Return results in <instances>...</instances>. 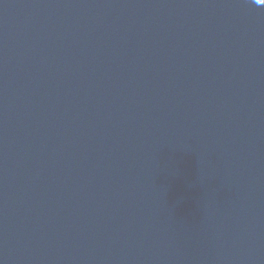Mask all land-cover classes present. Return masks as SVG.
Returning <instances> with one entry per match:
<instances>
[{"label":"water","instance_id":"water-1","mask_svg":"<svg viewBox=\"0 0 264 264\" xmlns=\"http://www.w3.org/2000/svg\"><path fill=\"white\" fill-rule=\"evenodd\" d=\"M0 264H264V6L0 0Z\"/></svg>","mask_w":264,"mask_h":264},{"label":"snow or ice","instance_id":"snow-or-ice-1","mask_svg":"<svg viewBox=\"0 0 264 264\" xmlns=\"http://www.w3.org/2000/svg\"><path fill=\"white\" fill-rule=\"evenodd\" d=\"M257 5L264 6V0H256Z\"/></svg>","mask_w":264,"mask_h":264},{"label":"clouds","instance_id":"clouds-1","mask_svg":"<svg viewBox=\"0 0 264 264\" xmlns=\"http://www.w3.org/2000/svg\"><path fill=\"white\" fill-rule=\"evenodd\" d=\"M252 2L255 3V4L257 5L256 0H252Z\"/></svg>","mask_w":264,"mask_h":264}]
</instances>
